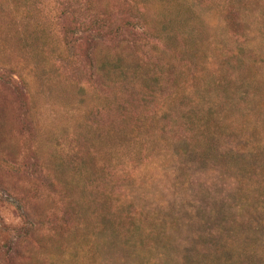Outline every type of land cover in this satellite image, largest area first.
<instances>
[{
    "label": "rangeland",
    "instance_id": "obj_1",
    "mask_svg": "<svg viewBox=\"0 0 264 264\" xmlns=\"http://www.w3.org/2000/svg\"><path fill=\"white\" fill-rule=\"evenodd\" d=\"M0 264H264V0H0Z\"/></svg>",
    "mask_w": 264,
    "mask_h": 264
}]
</instances>
